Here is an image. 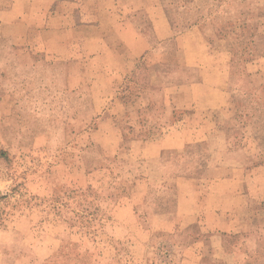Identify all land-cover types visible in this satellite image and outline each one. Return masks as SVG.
I'll return each instance as SVG.
<instances>
[{
  "label": "crops",
  "instance_id": "obj_1",
  "mask_svg": "<svg viewBox=\"0 0 264 264\" xmlns=\"http://www.w3.org/2000/svg\"><path fill=\"white\" fill-rule=\"evenodd\" d=\"M243 1L224 2L232 5L227 20L238 18L232 9ZM223 8L221 0H0V97L10 112L19 100L24 109L57 101L59 111L68 100L64 109L81 117L74 122L87 124L108 111L95 132L114 131L117 148L128 134L144 188L168 196L159 207L158 191L143 190L152 202L148 226L160 223L151 218L157 213L178 229L199 228L194 264L223 256L227 237L245 235L255 245L264 235L263 98L255 97L259 108L234 102L252 100L264 71L233 75L231 37L214 25ZM171 40L175 51L166 46ZM140 60L148 89L119 98ZM235 126L243 134L231 142Z\"/></svg>",
  "mask_w": 264,
  "mask_h": 264
},
{
  "label": "rangeland",
  "instance_id": "obj_2",
  "mask_svg": "<svg viewBox=\"0 0 264 264\" xmlns=\"http://www.w3.org/2000/svg\"><path fill=\"white\" fill-rule=\"evenodd\" d=\"M226 1L221 0L224 8L214 15V25L220 36L231 37L233 75L242 76L244 67L264 71V0L237 3L232 15L238 18L231 20L225 12L232 5H225ZM166 46L175 51L173 40ZM148 84L147 63L140 60L117 96L130 97L148 89ZM0 89L4 95L2 84ZM250 95V101L236 98L237 108H259L255 97L263 98L264 105V84L254 86ZM31 102L28 105L33 107L25 110L26 102L17 101L12 114L0 97V264H194L200 260L196 226L178 229L171 216L163 221L155 217L157 213L151 218L160 225L148 226L151 197L143 198L141 193L158 191L154 199H160L159 207L168 196L156 186L144 188L137 175L138 159L126 143L128 134L117 148L114 131L95 132L108 111L80 124L74 121L81 117L64 109L68 100L60 101V111L57 101L43 100L39 106L45 108L39 109L38 101ZM115 106L110 102L109 112ZM180 115L175 113L174 120ZM236 120L241 126L248 119L239 114ZM240 126L229 133V141L243 134ZM97 142L103 149L96 147ZM121 206L127 208L118 214ZM225 240L223 256L206 259L210 264H264V235L257 236L255 245L245 235Z\"/></svg>",
  "mask_w": 264,
  "mask_h": 264
}]
</instances>
